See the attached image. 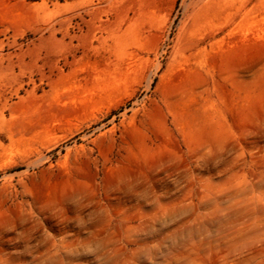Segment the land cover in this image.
I'll use <instances>...</instances> for the list:
<instances>
[{
	"label": "rangeland",
	"instance_id": "1",
	"mask_svg": "<svg viewBox=\"0 0 264 264\" xmlns=\"http://www.w3.org/2000/svg\"><path fill=\"white\" fill-rule=\"evenodd\" d=\"M0 264H264V0H0Z\"/></svg>",
	"mask_w": 264,
	"mask_h": 264
}]
</instances>
